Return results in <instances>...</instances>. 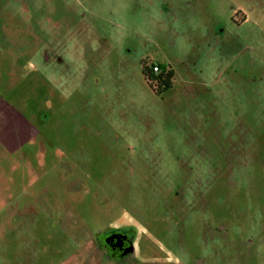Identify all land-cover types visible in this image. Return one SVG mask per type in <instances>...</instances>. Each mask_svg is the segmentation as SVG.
Returning <instances> with one entry per match:
<instances>
[{
  "label": "rangeland",
  "instance_id": "rangeland-1",
  "mask_svg": "<svg viewBox=\"0 0 264 264\" xmlns=\"http://www.w3.org/2000/svg\"><path fill=\"white\" fill-rule=\"evenodd\" d=\"M0 264H264V0H0Z\"/></svg>",
  "mask_w": 264,
  "mask_h": 264
},
{
  "label": "trees",
  "instance_id": "trees-1",
  "mask_svg": "<svg viewBox=\"0 0 264 264\" xmlns=\"http://www.w3.org/2000/svg\"><path fill=\"white\" fill-rule=\"evenodd\" d=\"M156 67L158 68L157 71L155 70ZM142 74L149 87L157 96L163 95L174 87L176 71L170 64L152 62L145 59L142 62ZM101 199L100 195L98 196L94 191L91 192L90 190H88V194H78L77 196L75 195V198L73 199L72 205L74 206L75 211L80 217H82V219H84L87 225L93 227V230L97 227L94 223L96 221L91 220L92 222H87L86 217L90 216V214L83 211L81 208H88L91 206V208L102 209ZM67 201L71 204L72 199L70 198Z\"/></svg>",
  "mask_w": 264,
  "mask_h": 264
},
{
  "label": "flooded vegetation",
  "instance_id": "flooded-vegetation-1",
  "mask_svg": "<svg viewBox=\"0 0 264 264\" xmlns=\"http://www.w3.org/2000/svg\"><path fill=\"white\" fill-rule=\"evenodd\" d=\"M237 16H241L243 18V21L241 24H244L248 21V15H246L244 9H242V8L237 9V12L234 14V17H233V22L235 21V17H237ZM3 99L6 101V99L4 97H3ZM10 106H12V105H10ZM15 112H16L15 115L16 114L19 115V113L16 110H15ZM44 113L45 112L35 113L36 114L35 118L33 120H31L32 124H30L28 121H27V123H25L26 126H28V128L31 131H35V135H34L35 139L42 134L44 135V134H50L51 133V125L53 123V116H52V114H49V113L44 114ZM21 119H22V121H24L23 118H21ZM22 146H20V147H22ZM20 147H18V148H20ZM112 231H114V229L107 230L106 232L100 231V234L96 237L97 244L100 246L101 250H104L106 252L107 256L111 260L120 262L122 260V258L118 259L119 257L117 258L116 256H121L123 253V250L126 249L127 247H129V245L131 243V239L133 237V234L130 231H124V230H120V229H116V231H114V232H112ZM129 234H131V235H129ZM122 235H126L127 239L124 240L122 246H118L117 245L118 241L116 239L112 240L111 237L112 236H122ZM102 236H103V239H102ZM99 237L101 238L100 240H98Z\"/></svg>",
  "mask_w": 264,
  "mask_h": 264
},
{
  "label": "water",
  "instance_id": "water-1",
  "mask_svg": "<svg viewBox=\"0 0 264 264\" xmlns=\"http://www.w3.org/2000/svg\"><path fill=\"white\" fill-rule=\"evenodd\" d=\"M123 236V235H122ZM124 238L123 239H121L120 237H117V236H112L111 237V239L112 240H115V239H117V241H118V243H117V245L118 246H122L123 245V242H124V240L127 238L126 236H123ZM127 251H133V248H132V246L130 247V250H128V249H126V252L125 253H127Z\"/></svg>",
  "mask_w": 264,
  "mask_h": 264
},
{
  "label": "built area",
  "instance_id": "built-area-1",
  "mask_svg": "<svg viewBox=\"0 0 264 264\" xmlns=\"http://www.w3.org/2000/svg\"><path fill=\"white\" fill-rule=\"evenodd\" d=\"M155 70L157 71V70H158V68L156 67V68H155Z\"/></svg>",
  "mask_w": 264,
  "mask_h": 264
}]
</instances>
